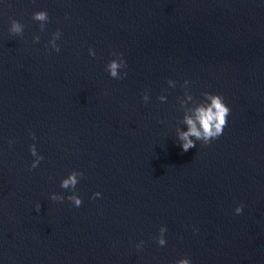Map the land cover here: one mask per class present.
Listing matches in <instances>:
<instances>
[{"label":"water","instance_id":"95a60500","mask_svg":"<svg viewBox=\"0 0 264 264\" xmlns=\"http://www.w3.org/2000/svg\"><path fill=\"white\" fill-rule=\"evenodd\" d=\"M57 29L60 51H46ZM113 51L127 61L124 80L105 71ZM185 80L197 101L220 93L231 109L223 135L187 152L176 137L187 130ZM32 143L44 159L29 171ZM72 170L84 172L80 207L50 199L71 194L60 182ZM184 256L264 264V0H0V264Z\"/></svg>","mask_w":264,"mask_h":264},{"label":"clouds","instance_id":"9594fccd","mask_svg":"<svg viewBox=\"0 0 264 264\" xmlns=\"http://www.w3.org/2000/svg\"><path fill=\"white\" fill-rule=\"evenodd\" d=\"M68 13H65V17H68ZM32 19L34 21L39 22V30L40 32H44L46 29V25L49 22L50 18L46 10L36 11L32 14ZM25 25L22 24L19 20L11 19L9 32L15 36H23ZM62 36V32L60 29H57L52 33L51 39L45 45V49L59 52L60 47L56 43ZM40 35H35L33 37V43H38L40 41ZM88 53L90 56L94 57L96 55L93 47L88 48ZM111 55L114 57L105 65V71L108 72L109 76L113 79L124 80L128 72L121 71V69H127V61L124 59L122 53L113 51ZM167 83L170 88L176 87V81L172 79H168ZM191 82L189 80L183 81L180 85L182 89H184L183 97L178 98L180 108L184 109L182 123L186 126V131L180 130L179 127L176 128V137L179 141V145L182 150L187 152L193 147H196L197 142H200L201 145L207 146L213 140L218 139L221 135H223L224 129L228 124V116L230 115L231 109L225 103V98L220 93H213L209 91H204L201 93L203 99L197 101L192 94L188 91V86ZM165 92L167 89L164 90ZM150 97L147 91H144L141 95V100L145 103L149 101ZM157 99L160 102H166V95H159ZM186 101H193V105L189 107ZM160 123H167L166 120H161ZM30 138L35 141L37 139L36 134L34 132L30 133ZM13 141H9V145ZM29 152L34 159L29 167V171L38 167L40 162L44 159L43 155H41L35 143L29 145ZM84 176V172L80 170H72L69 172L66 178H63L60 182V187L62 189L68 190L71 192L70 195L63 196L58 193H52L50 195V199L54 202H63L64 200H68L75 207L82 206V198L77 194L76 185L79 183L80 179ZM101 196L100 192H95L92 194L90 199L99 198ZM35 211L40 212L41 204L37 203L35 206ZM245 205L243 203H239L235 209L234 213L237 215L242 214ZM167 232V228L164 225H161L158 228V234L153 237L158 246H164L166 244L165 233ZM144 241H140L135 245L136 249L142 250ZM174 264H192L191 258L184 256L180 259L174 261Z\"/></svg>","mask_w":264,"mask_h":264}]
</instances>
